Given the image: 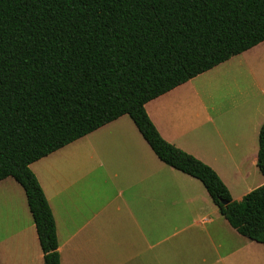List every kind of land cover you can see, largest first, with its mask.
Instances as JSON below:
<instances>
[{"label":"trees","instance_id":"obj_1","mask_svg":"<svg viewBox=\"0 0 264 264\" xmlns=\"http://www.w3.org/2000/svg\"><path fill=\"white\" fill-rule=\"evenodd\" d=\"M263 41L264 0H0V181L24 188L44 264L62 263L30 165L125 114L160 160L203 183L232 227L264 243V184L234 200L145 108ZM257 164L264 175V123Z\"/></svg>","mask_w":264,"mask_h":264},{"label":"crops","instance_id":"obj_2","mask_svg":"<svg viewBox=\"0 0 264 264\" xmlns=\"http://www.w3.org/2000/svg\"><path fill=\"white\" fill-rule=\"evenodd\" d=\"M145 108L160 134L210 165L234 200L264 184L257 164L264 41ZM79 143L81 165L59 164L57 156ZM30 167L56 221L62 264H264V243L232 227L199 179L160 160L128 114ZM0 264H44L25 190L13 177L0 181Z\"/></svg>","mask_w":264,"mask_h":264},{"label":"rangeland","instance_id":"obj_3","mask_svg":"<svg viewBox=\"0 0 264 264\" xmlns=\"http://www.w3.org/2000/svg\"><path fill=\"white\" fill-rule=\"evenodd\" d=\"M199 84H200L202 90H205L206 92H209V90H210L209 86L211 85L209 82H202V83H199ZM127 118H129V117H127ZM81 144L82 143H79V145H76L77 146L76 148H74V149L70 148V149L66 150L65 152H63L61 155L57 156L58 163L59 164H67V163H73V162L80 161L78 164L81 165V161H82V156H81V154H82V146H81ZM72 149H73V153L71 154ZM68 155L70 157H67ZM77 170L81 171L82 167H78ZM180 205H182V204H180ZM184 208L187 210L186 207H183V208H181L180 210H178L176 212L173 210L172 216L174 217L176 215V217H178L179 215L184 213ZM194 213H196V211Z\"/></svg>","mask_w":264,"mask_h":264}]
</instances>
